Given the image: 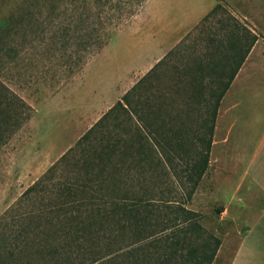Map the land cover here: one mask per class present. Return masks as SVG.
I'll use <instances>...</instances> for the list:
<instances>
[{"label": "rangeland", "instance_id": "374dc122", "mask_svg": "<svg viewBox=\"0 0 264 264\" xmlns=\"http://www.w3.org/2000/svg\"><path fill=\"white\" fill-rule=\"evenodd\" d=\"M148 1L0 0V264H170L162 258L132 256L123 231L112 222L94 226L86 208L90 203L83 205L79 192H66L67 185L84 177L82 163L94 153L97 141L128 137L133 127L126 114L116 113L101 133L80 147L77 143L144 77L129 98L141 111L139 117L154 118L158 108L159 123L170 113L174 126L165 132L183 134L187 149L198 146L195 134L206 133L198 124L210 117L214 97L252 36L259 41L257 50L264 49V0H215L216 12L143 76L134 70L141 61L135 31ZM178 1L162 3L169 8ZM208 2L195 0V13ZM125 30L108 52L91 62ZM231 37L234 43L241 37L236 47ZM199 63L204 69H198ZM194 87L201 88L197 94ZM262 96L264 83L242 94L231 113L237 123L231 139L242 132ZM179 117L186 119L185 126L179 127ZM154 163L133 176L150 180L156 173L157 187L164 185L163 197L183 200L187 190L180 184L185 181L182 167L177 164L172 175L164 177V169ZM210 175L206 173L186 207L203 215L204 230L218 238L226 226L219 221V202L213 198L211 207L206 202L219 185L210 184ZM237 178L229 177L227 192ZM244 183L241 194L248 189ZM229 256L220 254L212 264H228Z\"/></svg>", "mask_w": 264, "mask_h": 264}, {"label": "trees", "instance_id": "16d2710c", "mask_svg": "<svg viewBox=\"0 0 264 264\" xmlns=\"http://www.w3.org/2000/svg\"><path fill=\"white\" fill-rule=\"evenodd\" d=\"M217 9L218 5L203 20L213 15ZM0 25L4 26V23ZM233 39L234 37H231L230 41L233 47H236L235 44L241 37H236L235 43ZM256 40L257 37L252 36L249 45L227 75L226 82L214 97L210 117L198 124L199 129L206 131L204 134H195L194 139L198 146L187 149L183 134L165 132V129L171 130L174 126L170 113L165 114L159 123L158 118L160 119L161 116L158 114V108L155 109L157 113L153 114L154 118L147 120L139 117L141 111L132 106L129 98L140 89L144 77L124 95L123 103L118 102L112 106L78 141L77 145L80 147L90 137L101 133L111 120H115L111 116L114 117L119 112L126 114L132 124L133 129L129 127L131 131L127 138L111 137L104 144H102L103 140H96L97 145L92 146L94 153L82 163L84 177L78 183L66 186L68 194L72 191L82 194L79 199L83 205L85 201L87 202L85 205L90 203L86 208L88 207L87 212H90V217L94 220L92 223L94 226L102 228L112 222L127 235V244L133 248L130 253L132 256L162 258L165 263L170 264H212L214 261L220 240L206 233L200 223L204 216L188 209L186 203L194 195L209 164L219 102ZM161 63L162 61L156 66ZM225 66L222 68L224 69ZM197 67L204 69L200 63ZM220 76H222L221 71L217 73V78ZM1 86L11 95L7 88L2 84ZM200 89L194 87L195 94ZM155 121L157 125L152 124ZM186 123V119L178 118L179 127L185 126ZM152 127L162 130L163 133L154 131ZM155 160L164 169V177H170L172 175L170 170H176L177 164L182 167L180 175L186 183L180 184L187 190L183 200L179 201L175 197L164 198V188H162L164 185L157 187L156 173L150 180L139 177L137 179L133 176L136 172L139 175L143 174L142 170L145 166L147 164L153 166ZM33 188L31 187L29 191Z\"/></svg>", "mask_w": 264, "mask_h": 264}, {"label": "crops", "instance_id": "0c3cea01", "mask_svg": "<svg viewBox=\"0 0 264 264\" xmlns=\"http://www.w3.org/2000/svg\"><path fill=\"white\" fill-rule=\"evenodd\" d=\"M209 1L203 10L195 13V0H181L169 8L163 0H149L136 26L141 61L134 70L144 76L163 61L214 8L215 0ZM126 32L116 33L91 62L112 48L117 35ZM258 42L256 40L252 46L219 102L213 131L216 140H212L209 164L202 177L204 180L206 173H210V184L213 181L219 184L218 187L216 184L217 190L206 197V202L213 205L214 198L221 206L219 221L226 229L218 237L220 246L215 257L230 253L228 264H264V96L259 98L261 102L251 111L248 122L242 125V132L237 131L231 139L237 124L231 120V113L239 106L242 94L252 85L264 83V79L258 80L260 74L264 76V49L257 50ZM237 168L242 171L236 172ZM232 175L238 178L227 192V181ZM244 182L248 183V189L241 194Z\"/></svg>", "mask_w": 264, "mask_h": 264}]
</instances>
